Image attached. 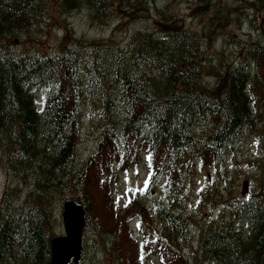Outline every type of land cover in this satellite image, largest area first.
<instances>
[{"label":"trees","instance_id":"16d2710c","mask_svg":"<svg viewBox=\"0 0 264 264\" xmlns=\"http://www.w3.org/2000/svg\"><path fill=\"white\" fill-rule=\"evenodd\" d=\"M152 2L0 0V264H50L74 198L86 217L83 264L91 254L138 264L143 251L160 264H264V45L247 40L230 60L206 52L246 7L264 14V0H194L200 29L175 4ZM75 10L146 24L128 42L65 26L55 48L35 45L42 22ZM250 138L257 150L228 175L227 158ZM141 154L148 175L121 202L119 170ZM197 163L216 170L203 193L223 221L188 204ZM229 177L245 178L243 193Z\"/></svg>","mask_w":264,"mask_h":264},{"label":"rangeland","instance_id":"374dc122","mask_svg":"<svg viewBox=\"0 0 264 264\" xmlns=\"http://www.w3.org/2000/svg\"><path fill=\"white\" fill-rule=\"evenodd\" d=\"M169 2L175 4L178 12L184 18H186L188 25L193 28L200 29L203 26V22L200 17L192 13V7L195 5L194 0H153V7L155 8L156 3L159 6L165 5ZM247 10L243 11V14L239 18L235 19L233 23L229 26H226L222 31H216V34L213 36L211 43L206 52L213 56V60L221 58V60H230L235 56L243 54L244 48L247 45L246 41L252 38H261V43L264 45V14H258V11L254 10V13L249 11L251 6L246 7ZM256 7L254 6V9ZM154 13H155V9ZM58 11H55L53 16H56ZM43 24V25H42ZM42 27L34 31L35 45L40 49L47 50L48 48H55L60 40L62 39L63 33L65 31V26L73 28V30L78 35H86L88 37H95L100 39H106L109 36H114L117 39L122 40L123 42L129 41V36L134 32L139 31L145 27V22H129L123 19H111L109 23H101L98 19L92 21V18L87 15L85 11L75 10L71 13H65L63 15L59 14L58 16L50 19L49 23L42 22ZM248 41V42H249ZM27 46H33L31 42H25ZM212 58V57H211ZM87 122V121H86ZM92 145L91 141H86L83 146L82 152H88ZM250 149L242 150L234 154H230V157L227 158L225 168L228 169V175L231 171L235 170H244L250 160V153H254L257 148L255 146V141L250 138ZM149 171L148 163L145 160V157L141 154L138 161L130 164L127 169H121L118 173V180L114 186V193L116 198H120V201L123 202L130 196V194L137 188H141ZM215 169L211 167L208 168L201 163H197V168L195 174L188 184L189 196L188 204L192 206L193 211L197 215L218 219L221 215H224L222 208H218L211 200L205 196L203 190L207 189L210 186L212 176L217 177L218 175L215 172ZM215 174L213 175V173ZM242 172V171H240ZM244 177H241L239 181L230 182L229 177V186L233 183L234 192L239 195L243 193L245 189L243 186ZM5 183V172L0 161V198L2 196V191ZM222 184V183H221ZM152 194L154 196L160 195L158 190H153ZM224 218L218 219L223 221ZM61 227L60 233L63 232ZM58 233V234H60ZM143 251V250H142ZM143 257L145 259L143 260ZM139 258H142L138 264H160V259L155 254H149L142 252L139 255ZM85 264H109L103 257H94L88 255L85 258ZM138 262V261H137ZM134 262L133 264H137ZM81 264H83L81 262Z\"/></svg>","mask_w":264,"mask_h":264},{"label":"water","instance_id":"95a60500","mask_svg":"<svg viewBox=\"0 0 264 264\" xmlns=\"http://www.w3.org/2000/svg\"><path fill=\"white\" fill-rule=\"evenodd\" d=\"M64 233L51 240L50 264H78L83 255V230L85 210L80 199L67 200L63 204Z\"/></svg>","mask_w":264,"mask_h":264},{"label":"snow or ice","instance_id":"6c2138e0","mask_svg":"<svg viewBox=\"0 0 264 264\" xmlns=\"http://www.w3.org/2000/svg\"><path fill=\"white\" fill-rule=\"evenodd\" d=\"M145 187H147V182L145 183Z\"/></svg>","mask_w":264,"mask_h":264}]
</instances>
